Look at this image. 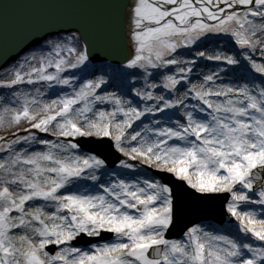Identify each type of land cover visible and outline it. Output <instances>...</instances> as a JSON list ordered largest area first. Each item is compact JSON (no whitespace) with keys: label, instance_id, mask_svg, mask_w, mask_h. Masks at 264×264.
Wrapping results in <instances>:
<instances>
[{"label":"snow or ice","instance_id":"obj_1","mask_svg":"<svg viewBox=\"0 0 264 264\" xmlns=\"http://www.w3.org/2000/svg\"><path fill=\"white\" fill-rule=\"evenodd\" d=\"M128 3L132 52L122 66L142 70V81L135 75L130 79L144 87L130 91L157 103L139 107L130 95L103 92L109 75L101 73L80 82L81 77L70 74L90 59L87 44L77 47V34L63 37L64 42L55 43L27 71L23 61L3 70L10 78L0 79V87L44 84L50 91L55 84L72 91L50 100L40 87L15 91L2 109L9 123L23 121L25 131H35L19 135L17 128L11 138L0 137V152L6 153L0 158V264H264V207L258 213L245 205L253 200L249 190L254 191L259 180L258 202L264 206V83L213 88L209 82L217 77L209 74L199 86L189 84L185 98L194 96L203 102L204 107H196L207 118H200L184 100L158 95L157 83L150 82L152 69L167 65L177 67L162 77L160 87L172 90L188 80L185 73L192 71V61L174 54L210 33L231 37L239 56L264 74V63L250 54L259 52L264 58V0ZM208 58L226 65L242 63L235 50L217 49ZM181 63L187 67H179ZM98 103H110L111 108H97ZM176 106L187 117L183 123L175 121L176 127L166 123L160 127L156 121L133 129L145 113L163 114ZM38 132H51L56 139H41ZM93 135L112 137L128 157L173 173L201 193H230L227 209L243 235L206 231L194 224L180 239L167 237L176 213L173 187L156 178L120 179L115 172L101 184L106 160L95 153L81 154L83 138ZM173 138L181 142H170ZM126 140L130 148L123 146ZM21 143L43 145L45 150H17ZM119 165L137 168L126 159ZM84 180L95 184L77 187ZM238 185L244 190L237 191ZM104 231L115 234L113 239L87 249L72 246L81 234L99 237ZM249 234L259 246L246 242ZM53 244L60 246L54 254L47 250Z\"/></svg>","mask_w":264,"mask_h":264},{"label":"bare ground","instance_id":"obj_2","mask_svg":"<svg viewBox=\"0 0 264 264\" xmlns=\"http://www.w3.org/2000/svg\"><path fill=\"white\" fill-rule=\"evenodd\" d=\"M65 35H62L61 38H57L54 37L52 35H46L42 38V40L38 41L36 44L38 46H36L33 50L20 54L18 57H16L17 61H12L10 62L4 69H11L14 66H18L22 61L25 62L26 67H25V71H27V66L28 65H35L38 63L39 57L43 56V55H47L48 53H50L52 51V47L55 45V43L57 42H64L63 41V37L65 36H69L72 35L71 32H65ZM222 45H224L223 43L221 44H216L213 45L212 43H209L208 45L204 46L203 50L207 55H215L217 49H219L220 51H224V52H228L226 51V48L221 47ZM198 53H196L195 55L197 57L202 58L200 61V63H198V65H194L191 63V68L192 71L190 73H185V75L188 76V80H183L182 82L185 84L186 88H188L189 84H197L198 86L201 83H204V77H206L209 74H216V79L213 82H209L210 86H212L213 88H217L219 85L222 84H236V83H245L246 80H248V76L247 75H243L241 74V71L237 69L236 65H230L228 64L227 68H223L221 65H213L211 60L205 61L206 56H199L197 55ZM254 59H262L264 60V58H261L259 55V52L256 53H250ZM73 57L75 56V54H72ZM32 57H36V60H33ZM178 58H180L181 60H187V57L185 56H178ZM98 63V64H96ZM116 65L117 67H119V65L117 64H111V62H109L108 60H100L98 62H86V66H82L79 71H74V70H69L70 74H74L78 77H82L85 74V70H89L92 72V75L87 77L86 79L89 78H94V76L100 75L101 73L105 74V75H109L110 79L108 80L106 86H102V91L103 92H120L123 90V88L118 84V82H114V76L111 73V66ZM182 67H187L186 64L181 63L180 64ZM176 65H169V67L166 69L167 71H172L174 72L176 70ZM222 69V70H221ZM228 71V74H225L224 72ZM124 72V71H123ZM2 75H0L1 77ZM4 78L9 79V76L4 75ZM157 75H155L154 71L152 70V76L150 78V82H154L155 78ZM193 76H196V78H194ZM123 80L127 83V87H130V89L136 88L137 87V83L132 81L130 79V75H126V72L124 73V75L122 76ZM154 78V79H153ZM116 79L117 76H116ZM83 82V80H82ZM249 83V82H248ZM251 84V83H249ZM34 87H40L41 92L44 93V98L46 100H50L53 99L55 97V95L60 94V93H67V92H71L72 88L69 86H64V85H55L53 84L51 86V89L49 91V89L44 85V84H37L35 86H31V85H22V86H14L12 89H6V91L0 93V97H4L3 100H0V115H3L2 113V109L4 107L5 104L9 103V98L11 96L12 92L15 91H29L30 89L34 90ZM122 88V89H118V88ZM144 87V86H143ZM185 88V89H186ZM187 90V89H186ZM175 99H182L184 100L185 105H189V103L187 102L188 98H185V95H183L182 93H180V96L176 97ZM151 103V102H150ZM148 103V104H150ZM144 106V105H143ZM97 108L100 107H107V108H111V104H105V103H98L96 105ZM192 107H194V105H192ZM191 110V109H189ZM198 117L200 118H207L206 114H204L203 112H201L199 110V108L192 109ZM184 117V119L181 120V118ZM180 118L179 121H181L182 123L186 121L187 117L185 115V112L183 109L179 108H174L172 110H169L166 112H163V114L161 113H145L144 117H141L138 121L134 122L133 125V129L134 130H139L140 127H143L144 125H155L156 121H160L161 123L159 124L160 127H163L164 124L166 123L168 125V127H176V123L175 121H177V119ZM9 117L7 115H3V123H0V137H5L7 138H11V134L16 133L17 132V128L20 129L19 131V135H28L29 131H35V130H28L25 131V129L27 128V123L26 122H20L19 124H15V123H9ZM41 139H53L55 140L56 137L53 135V133H43V132H38L37 133ZM149 135H152L151 133H149ZM96 136V135H94ZM50 137V138H49ZM153 138H155L153 136ZM63 139V138H61ZM114 140V139H113ZM170 142H181L178 140V138H173V141ZM125 148H130V143L126 140L124 145ZM27 148L28 151H43L45 150V147L43 145H39V144H35V145H29L26 143H21L17 146V150H19V148ZM119 149V148H118ZM84 154V153H81ZM113 155H116V153H110ZM6 155V153L4 152H0V158H3V156ZM122 156L124 157V159L128 160V162L131 164L132 161H136L135 165H137L136 169H128L125 167H118L117 172L115 170H112L111 172H108L105 168H102L100 171V183L103 184L106 181L110 180L112 178V173L115 172L116 175L120 178V179H125V178H140L143 177L145 179H149L152 178L149 174H148V168H150L151 165L145 163L141 158L137 157L136 159H132L131 157H128L124 152H122ZM119 174L121 176H119ZM173 174V173H172ZM175 176V175H174ZM180 178V177H178ZM91 182V183H89ZM95 182L91 181V180H84L82 181L79 185H77V187H88V185L93 186ZM191 186V185H189ZM238 190H243V187L238 185L237 186ZM75 190V189H73ZM197 191H199L198 189H195ZM200 192V191H199ZM40 201H37V203H39ZM47 210L51 211L53 210L51 207H49ZM257 212L258 210L255 209ZM233 220L235 222H238L236 220L235 217H232ZM201 226H203L205 228L206 231H221V229L219 228H211L208 224H201ZM224 233V231H222ZM115 234H112L111 239H113ZM230 235H232L230 233ZM243 233H240V236H242ZM235 236V235H234ZM238 236V237H240ZM110 239V240H111ZM251 243H255L254 241H252ZM60 247V246H59ZM58 247V249H59ZM90 248V247H87ZM85 248V249H87ZM57 249V250H58ZM247 251V250H246Z\"/></svg>","mask_w":264,"mask_h":264},{"label":"water","instance_id":"obj_3","mask_svg":"<svg viewBox=\"0 0 264 264\" xmlns=\"http://www.w3.org/2000/svg\"><path fill=\"white\" fill-rule=\"evenodd\" d=\"M128 6V0H0V65L43 34L69 27L83 35L89 54L123 62Z\"/></svg>","mask_w":264,"mask_h":264},{"label":"rangeland","instance_id":"obj_4","mask_svg":"<svg viewBox=\"0 0 264 264\" xmlns=\"http://www.w3.org/2000/svg\"><path fill=\"white\" fill-rule=\"evenodd\" d=\"M130 30H131V23H129V31ZM71 34H76V33L72 31ZM62 35H65V34L54 35V36H56L57 38H61ZM209 43H212L213 45H216L217 43L218 44L223 43L225 45L224 48H226V51H228V52H233L234 50L236 51V53L238 54V58L241 59V61H242L241 64L236 65L237 69L241 71L242 76L243 75H247L248 76V80H246L245 82H247V83L248 82L249 83L255 82L257 85H259L261 83H264V74H261L260 72L256 71L254 68H252L250 66V64H249V62L247 60H245L242 56H239V48H238V46L235 45V43H234V41L232 40L231 37L226 36L224 34H211L210 33L206 37H203L200 40H198L197 43L194 44V45L181 47L180 49H178L177 53L174 54V57L185 56V57H187L188 60L192 61V64L198 65V63H200V61H202L201 60L202 58L197 57L195 54L201 52L203 50L204 46L208 45ZM129 44H130V47H131V50H132V43H131V40H130V36H129ZM81 46H82V43L79 40L78 35H77V47H81ZM31 50H33V49H31ZM31 50H29V51H31ZM208 60H211L213 65H215V66L221 65L223 68H227V66H228V65H226V64H224V63H222L220 61L209 59L208 55H207L205 61H208ZM256 60L264 63V60H262V59H258L257 58ZM15 61H17V60H15ZM168 67H169V65L163 66L161 68L152 69L154 71L155 75H157L156 76L157 78H155L154 82L157 83L158 87H157V89H155V91L157 92L158 95L165 96L166 99H175L177 96L178 97L180 96V93L185 95L187 88H186L185 84L182 82L183 80L180 82V84L177 85V87L175 89H172V90H169L167 88L159 86L161 84L162 77L164 75L168 74L169 72H172V71H167L166 70ZM179 67H182V66L179 65ZM3 70H5V69L4 68L0 69V75H2L0 77V79H6L3 76ZM73 70L74 71H79V69H73ZM110 70H111L112 75L114 76L113 81L114 82H118V84L123 88V90L120 91V92L125 94V95H130L132 97V99L136 102L137 106L143 107V105L145 103H150V102H151L150 104L157 103L156 101H145L143 98L137 97L134 92L130 91L131 90L130 87H127L128 86L127 83L122 79L123 78L122 76L126 72V75H135V76H137V78L139 80L142 81V75H141L142 70L140 72H137V71H134V70H131V69L125 70V69H123V66L122 67L111 66ZM224 73L228 74V71H225ZM91 75H92L91 71L85 70V74L81 77L80 82H82L83 79H86L87 77H89ZM116 76H117L118 79H116ZM193 77L196 78V76H193ZM143 86L144 85H143L142 82L141 83H137V87L143 88ZM121 87L118 88V89L119 90L122 89ZM6 89L7 88L0 87V93L6 91ZM187 98H188L187 102L189 103V105H191V106L194 105L195 109H197L196 106L198 104L200 105V107H204L203 102L202 101H198L194 96L187 97ZM194 107H191V110L194 109ZM174 108H179V106L170 107L168 109H165L163 112H166V110L167 111L172 110ZM182 119H184V117H182L181 120ZM177 120H180V118H178ZM108 138L111 140V143H112V146H113L114 150L119 154V156H120L119 160L124 159V157L122 156V152L116 147V144H115V141L113 140V138L112 137H108ZM81 153H89V152H82L81 151ZM135 163H136V161H132L131 162V164H135ZM118 167H120L119 161L113 167H109L106 164V166L104 168L109 169V170H115L117 172ZM147 171H148V174L152 178H156V179H159V180L162 181L161 176H157L158 173H162L161 172L162 170L157 169L154 165H151L150 168H148ZM168 173H170V172H168ZM170 174L173 177L178 178V177L174 176V174H172V173H170ZM179 179H181V178H179ZM181 180H183V179H181ZM184 182L187 184L186 181H184ZM89 183H91V182H89ZM88 187H90V185H88ZM190 187H192V186H190ZM237 191H240V190L237 189ZM249 192L253 196V200L250 201V202H245V205L247 207H249V208L257 209L258 213H259V211L262 209V207H264L258 202L259 199H260L259 195H258L259 189L254 190V191L253 190H249ZM223 193H227L228 194V196H229L228 197V201H229L231 199L230 193H228V192H223ZM228 201H227V203H228ZM226 209H227V204H226ZM241 210H244V207H241ZM227 212H228V215L224 218V220L221 223H217V222H215L212 219L209 220V221H206V222L203 221L202 223H207V224L210 225V227L221 228V231H224V234L230 235V233H231L232 235H235V236L238 237V236H240V233H242L240 231L239 227H238V222H235L233 220V218H232L231 214L229 213L228 209H227ZM111 236H112V233H111ZM111 236L108 237L107 240H105V241H110ZM176 239H180V238H176ZM252 241L255 242L254 243L255 245H257V246L260 245V242L258 240H256L255 237H252L249 234L248 239H247L246 242H252ZM96 243H100V242H96ZM72 246H74L73 242H72ZM58 247L59 246L54 245V244L53 245H48L47 246V250L54 254L57 251Z\"/></svg>","mask_w":264,"mask_h":264}]
</instances>
